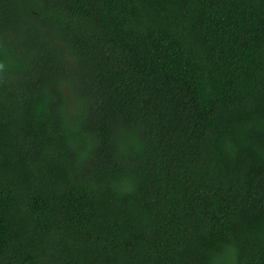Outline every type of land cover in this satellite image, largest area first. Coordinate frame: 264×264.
I'll use <instances>...</instances> for the list:
<instances>
[{"label": "trees", "instance_id": "trees-1", "mask_svg": "<svg viewBox=\"0 0 264 264\" xmlns=\"http://www.w3.org/2000/svg\"><path fill=\"white\" fill-rule=\"evenodd\" d=\"M0 264H264V0H0Z\"/></svg>", "mask_w": 264, "mask_h": 264}]
</instances>
